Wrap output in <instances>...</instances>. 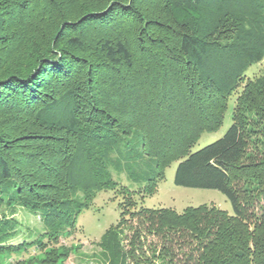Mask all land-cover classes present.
Returning a JSON list of instances; mask_svg holds the SVG:
<instances>
[{
    "label": "trees",
    "instance_id": "obj_1",
    "mask_svg": "<svg viewBox=\"0 0 264 264\" xmlns=\"http://www.w3.org/2000/svg\"><path fill=\"white\" fill-rule=\"evenodd\" d=\"M65 1L0 0V207L40 209L57 243L59 226L120 187L114 165L145 179L144 196L179 162L175 185L219 191L233 214L136 210L122 186L125 210L103 246L117 242L123 264H176L179 249L188 264H264V74L245 80L264 61V0H82L71 12ZM53 8L63 10L51 30ZM241 86L227 133L192 153ZM132 143L138 152L125 155ZM10 222L0 221V255L42 246L4 245Z\"/></svg>",
    "mask_w": 264,
    "mask_h": 264
},
{
    "label": "rangeland",
    "instance_id": "obj_2",
    "mask_svg": "<svg viewBox=\"0 0 264 264\" xmlns=\"http://www.w3.org/2000/svg\"><path fill=\"white\" fill-rule=\"evenodd\" d=\"M82 0H66L65 12L69 11L72 7H77L84 4ZM95 1V0H94ZM105 0H97L98 3H102ZM86 2V1H85ZM93 3V0L89 1ZM61 9H54L51 12V26L58 27L62 18L58 19L57 12ZM63 10V9H62ZM61 10V11H62ZM57 23V24H55ZM47 24V25H49ZM55 27V28H56ZM68 33H65L67 35ZM264 61L259 64L252 65L245 74V80L254 79L264 73ZM243 86H241L228 100V109L225 114V119L222 127L212 133H204L198 143L192 148V153H195L204 147L211 145L221 139L229 130L233 124V113L236 105V100L241 94ZM130 148L123 150V153L127 155L134 149L138 152V146L136 143L128 144ZM122 162V161H121ZM179 165V162L173 163L165 172L164 180L160 181L157 189L152 195L139 194L140 189L145 186V179L141 177L128 176L130 173L126 167L114 165L111 168V174L113 179L120 185L116 190L108 189L99 192L93 199H90L89 206L84 209L80 216L75 219H70L68 222L62 224L60 227L61 237L57 243L49 240L50 229L43 222L41 210H34L33 208L24 206L23 204H15L11 207L5 205L0 207V221H11V227L7 229L5 234L4 245L17 246L24 242L32 243L39 240L42 246L30 247L27 250L16 251L13 253H4L0 255V264H44L48 258L50 252H57L58 256H63L61 260L63 264H123V258L120 254L118 258L114 255V252L118 250L117 242L113 241L110 248L103 246V236L111 229L117 228L121 220V214L125 207L122 206L124 202V196L118 193V189L122 186L128 188L135 193L134 200L137 203L136 210L140 208L148 209H172L178 213H182L188 207H199L201 205H214L217 208L227 211L229 214H233V209L230 201L219 191L216 190H202L185 188L175 185V172ZM149 167V166H148ZM24 167L22 168V170ZM26 170V169H25ZM149 173L151 168H149ZM145 177V176H144ZM72 198L75 201L83 202L86 193L83 189L77 188L72 191ZM134 209V210H135ZM126 224L133 223V226H137L136 220H131L126 216ZM125 227V226H124ZM124 227L120 229H124ZM127 229V227H125ZM125 229V233L122 235L124 240L123 245L129 248L127 245V239L131 238V232ZM119 230V228H118ZM116 230V232H118ZM145 242V239H143ZM147 242L160 245L157 238L149 237ZM149 245L143 247V251L147 250ZM189 252L186 249L182 251L179 249L175 253L177 259L176 264H188ZM144 258V257H143ZM131 264V263H130ZM156 264H161L156 262Z\"/></svg>",
    "mask_w": 264,
    "mask_h": 264
}]
</instances>
